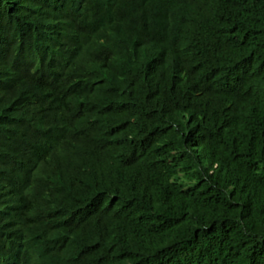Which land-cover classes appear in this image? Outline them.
Here are the masks:
<instances>
[{"label": "trees", "instance_id": "1", "mask_svg": "<svg viewBox=\"0 0 264 264\" xmlns=\"http://www.w3.org/2000/svg\"><path fill=\"white\" fill-rule=\"evenodd\" d=\"M110 2L0 0V264H264V0Z\"/></svg>", "mask_w": 264, "mask_h": 264}, {"label": "clouds", "instance_id": "2", "mask_svg": "<svg viewBox=\"0 0 264 264\" xmlns=\"http://www.w3.org/2000/svg\"><path fill=\"white\" fill-rule=\"evenodd\" d=\"M97 3H100L102 5H104V8L102 10H100L101 12L99 13H103L105 12L104 14H106L107 16H111V15H116L117 14V11H115L113 8L111 9V2L110 0H96ZM102 14V15H104Z\"/></svg>", "mask_w": 264, "mask_h": 264}]
</instances>
